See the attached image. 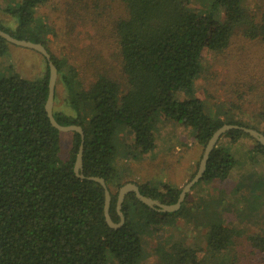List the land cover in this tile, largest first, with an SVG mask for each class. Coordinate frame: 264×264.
I'll return each mask as SVG.
<instances>
[{"label": "trees", "instance_id": "obj_1", "mask_svg": "<svg viewBox=\"0 0 264 264\" xmlns=\"http://www.w3.org/2000/svg\"><path fill=\"white\" fill-rule=\"evenodd\" d=\"M48 1L0 0V16L7 19L0 21V29L40 43L51 54L59 77L55 99L61 83L74 111L73 115L54 111V117L62 126L83 128V174L105 180L114 222L120 221L117 196L126 183H136L142 195L167 205L175 204L182 190L170 185L158 189L123 177L115 166L116 140L123 128L133 135V151L141 154L155 148L157 115L193 130L203 152L225 124L261 132L237 115L235 110L244 113L243 105L231 99L225 110L208 113L204 101L194 97V86L203 72V54L226 58L238 30L246 41L264 44V8L251 11L246 0H214L211 11L200 13L190 7L195 0H70L69 14L94 30L81 51L85 63L80 77L74 65L51 51V26L34 17V9ZM12 18L17 25L6 27ZM10 46L0 37V57ZM44 60L45 71L38 79L17 73L0 78V264H145L143 226L154 232L185 215L189 193L175 213L152 210L129 193L121 210L124 225L110 228L104 216V189L74 173L81 143L78 133L72 132L68 158H61V132L51 125L45 110L49 67ZM89 72L91 80H86ZM238 83L231 89L238 100L260 92L250 81ZM257 119L264 122V110ZM243 136L250 137L239 130L221 137L199 182L229 176L235 160L222 141L237 142ZM254 143L255 151L264 156V147ZM206 238L215 253L234 249L228 264H264V234L245 235L220 222L210 226ZM152 254L155 264H205L198 248L177 241H160Z\"/></svg>", "mask_w": 264, "mask_h": 264}, {"label": "rangeland", "instance_id": "obj_2", "mask_svg": "<svg viewBox=\"0 0 264 264\" xmlns=\"http://www.w3.org/2000/svg\"><path fill=\"white\" fill-rule=\"evenodd\" d=\"M68 1L49 0L34 9V17L53 29V34L49 36L51 51L57 57L67 59L83 77L85 58L82 52L88 47L89 36L94 34V30L90 26H82L77 18L69 14ZM213 1L195 0L190 7L200 13H207L211 11ZM245 6L257 11L264 8V0H246ZM216 17L218 21L224 20L221 11L217 12ZM0 21L5 23L7 19L0 16ZM17 23L18 20L12 18L5 26L14 28ZM201 65L203 72L195 80L194 97L204 101L206 111L212 115L223 111L226 102L231 99L243 105L244 113L235 110L237 115L264 133V122L257 119L259 112L264 110V44L256 40L246 41L238 30L226 58L206 52ZM45 67L42 55L12 45L0 57V78L17 73L25 79L35 80L41 77ZM245 68L251 72H246ZM244 71L247 74H243ZM91 74L89 72L85 79L91 80ZM237 81H250L257 85L260 92L238 100L231 90L240 84ZM67 99V91L59 83L54 111L73 115L74 111ZM122 130L116 140L119 146L115 166L125 179L132 178L138 184H149L158 189L163 185L183 188L197 173V162L203 150L197 144L193 130L182 128L157 115L155 148L147 154L133 151L132 133L124 128ZM72 139V132L61 133L62 160L69 156ZM222 145L235 160L229 176L225 180L197 183L189 192L185 215L172 219L154 232L153 227L143 226L144 257L148 253L145 264L156 263L152 252L160 241H177L198 248L205 264H228L234 249L215 253L207 246L206 236L210 226L220 222L233 225L245 235L264 234V156L255 151L254 140L248 136H243L237 142L224 139Z\"/></svg>", "mask_w": 264, "mask_h": 264}, {"label": "water", "instance_id": "obj_3", "mask_svg": "<svg viewBox=\"0 0 264 264\" xmlns=\"http://www.w3.org/2000/svg\"><path fill=\"white\" fill-rule=\"evenodd\" d=\"M0 37L5 39L9 44L24 48V49H29L32 51H35L42 55L49 67V82H48V98L45 104V110L47 113V116L49 118V121L51 125L57 129L59 132H76L80 135L81 138V143L79 146L78 154L76 157V161L74 164V173L75 175L80 178V179H87L89 181H94L102 186L104 189V194H105V204H104V216H105V221L107 225L112 228V229H119L121 228L124 223H125V217L122 213V205L124 203V200L126 196L129 193H134L137 199L142 202L144 205L149 207L152 210H155L160 213H175L177 212L183 202L185 201V198L187 194L192 190V188L199 182V180L203 177L208 160L210 158V154L216 147L217 143L221 139V137L226 134L227 132H230L232 130H239L242 131L246 134H248L253 140L258 142L261 146L264 147V134L259 132L256 129L253 128H248V127H243L239 125H232V124H225L218 128L211 138L209 139L202 158L199 163V167L197 170V173L195 176L182 188L179 198L175 204L172 205H167L163 204L158 200H155L150 197H146L142 195L140 192L139 186L136 183L129 182L123 185L119 191H118V196H117V203H116V211L117 214L120 218L119 223H116L112 220V217L110 215V209H111V201H112V196L110 193V190L108 189L106 182L103 178L100 177H85L83 174V153H84V141H85V133L84 130L81 126L79 125H68V126H62L60 125L55 117H54V103H55V91H56V84H57V78H58V70L56 66L54 65L52 61V56L48 52V50L40 43H34L28 40H21L14 38L11 36L9 33L3 31L0 29Z\"/></svg>", "mask_w": 264, "mask_h": 264}, {"label": "crops", "instance_id": "obj_4", "mask_svg": "<svg viewBox=\"0 0 264 264\" xmlns=\"http://www.w3.org/2000/svg\"><path fill=\"white\" fill-rule=\"evenodd\" d=\"M194 89H195V86H194Z\"/></svg>", "mask_w": 264, "mask_h": 264}]
</instances>
